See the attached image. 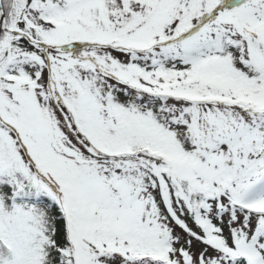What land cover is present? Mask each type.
<instances>
[{
  "label": "snow or ice",
  "instance_id": "1",
  "mask_svg": "<svg viewBox=\"0 0 264 264\" xmlns=\"http://www.w3.org/2000/svg\"><path fill=\"white\" fill-rule=\"evenodd\" d=\"M0 264H264V0H0Z\"/></svg>",
  "mask_w": 264,
  "mask_h": 264
}]
</instances>
